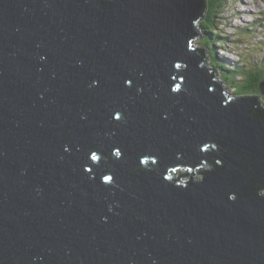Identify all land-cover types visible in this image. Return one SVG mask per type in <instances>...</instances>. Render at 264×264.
I'll list each match as a JSON object with an SVG mask.
<instances>
[{
	"label": "water",
	"instance_id": "1",
	"mask_svg": "<svg viewBox=\"0 0 264 264\" xmlns=\"http://www.w3.org/2000/svg\"><path fill=\"white\" fill-rule=\"evenodd\" d=\"M206 9L0 0V264H264V106Z\"/></svg>",
	"mask_w": 264,
	"mask_h": 264
},
{
	"label": "rangeland",
	"instance_id": "2",
	"mask_svg": "<svg viewBox=\"0 0 264 264\" xmlns=\"http://www.w3.org/2000/svg\"><path fill=\"white\" fill-rule=\"evenodd\" d=\"M221 22L223 23L218 22V26L224 38L221 39V44L219 40L215 42L216 56L228 58H223L225 65L244 60L249 66L256 65L264 68V0H227ZM209 55L212 63V56ZM214 66L217 74L222 77L223 83L230 80L220 66ZM226 86V93L229 96L239 95L236 94L239 91L235 90L236 87H231V83L228 82ZM263 95L258 93L251 96H258L262 100Z\"/></svg>",
	"mask_w": 264,
	"mask_h": 264
},
{
	"label": "trees",
	"instance_id": "3",
	"mask_svg": "<svg viewBox=\"0 0 264 264\" xmlns=\"http://www.w3.org/2000/svg\"><path fill=\"white\" fill-rule=\"evenodd\" d=\"M207 9L204 13V18L198 23V27L201 31V41L200 45L196 48L205 49L207 54V60H210L209 54L212 56V63L214 67L220 66L222 70L228 75L227 77L230 80H227L223 83L228 84L231 83V87H236L235 90H238L236 94L238 98L240 97H250L251 95H255L258 93H262L260 89V83L264 80V68L259 66H249L244 60H238L234 63H226L223 61V58L228 59L226 57H217L215 54L216 48L214 47L215 42L217 43L219 40V44L222 43L221 39L224 38L222 34H220L219 24H222V14L227 6V0H206ZM241 32V31H240ZM239 32V33H240ZM211 52V53H210ZM229 72V73H228ZM231 76V77H230ZM225 85V86H226ZM228 87H230L228 85ZM227 87H225L226 91ZM236 92V91H235ZM241 92V93H240ZM264 103V95L261 100ZM264 106V104L262 105ZM205 170V167L202 169H196V172ZM194 170H183L181 169L175 175V178H180L181 180H185L186 178H191L192 175L188 174L189 172H193ZM200 175V173H199ZM187 176V177H185Z\"/></svg>",
	"mask_w": 264,
	"mask_h": 264
},
{
	"label": "clouds",
	"instance_id": "4",
	"mask_svg": "<svg viewBox=\"0 0 264 264\" xmlns=\"http://www.w3.org/2000/svg\"><path fill=\"white\" fill-rule=\"evenodd\" d=\"M205 166H203V167H200V168H198V169H202V168H204Z\"/></svg>",
	"mask_w": 264,
	"mask_h": 264
},
{
	"label": "bare ground",
	"instance_id": "5",
	"mask_svg": "<svg viewBox=\"0 0 264 264\" xmlns=\"http://www.w3.org/2000/svg\"><path fill=\"white\" fill-rule=\"evenodd\" d=\"M225 87H227V86L224 85V89H225Z\"/></svg>",
	"mask_w": 264,
	"mask_h": 264
}]
</instances>
